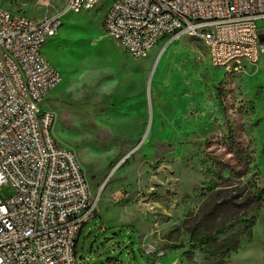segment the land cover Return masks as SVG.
<instances>
[{
  "label": "rangeland",
  "instance_id": "rangeland-1",
  "mask_svg": "<svg viewBox=\"0 0 264 264\" xmlns=\"http://www.w3.org/2000/svg\"><path fill=\"white\" fill-rule=\"evenodd\" d=\"M0 7L61 21L42 51L62 79L41 106L55 115L56 137L86 165L95 212L78 241V264H203L185 218L214 197L264 188V55L228 73L185 36L134 58L105 31L106 4L80 13L60 0H0ZM231 138L252 164L231 152ZM217 162L240 180L207 178ZM11 194L4 186L3 197ZM255 215L253 237L228 264H264V205Z\"/></svg>",
  "mask_w": 264,
  "mask_h": 264
},
{
  "label": "built area",
  "instance_id": "built-area-1",
  "mask_svg": "<svg viewBox=\"0 0 264 264\" xmlns=\"http://www.w3.org/2000/svg\"><path fill=\"white\" fill-rule=\"evenodd\" d=\"M60 1L75 13L106 4L105 31L134 58L185 36L228 73L264 55V0ZM60 25L58 16L35 20L0 7V264H78V241L95 212L79 156L41 106L62 79L42 51ZM7 185L12 194L3 197Z\"/></svg>",
  "mask_w": 264,
  "mask_h": 264
},
{
  "label": "trees",
  "instance_id": "trees-1",
  "mask_svg": "<svg viewBox=\"0 0 264 264\" xmlns=\"http://www.w3.org/2000/svg\"><path fill=\"white\" fill-rule=\"evenodd\" d=\"M229 147L238 160L250 165L254 162L241 145L231 138ZM219 168L207 171V178L230 182L231 179L240 180L241 175L223 162H217ZM214 190L218 184L208 186ZM238 187V186H237ZM246 187L238 188L237 194L214 197V205L206 201L197 214L188 216L182 223L186 227L195 252L203 254V264H228L226 258L233 252H238L245 239L253 237V230L257 223L255 213L264 205V188L248 192ZM229 188L217 190V194L228 193ZM212 200V196H210Z\"/></svg>",
  "mask_w": 264,
  "mask_h": 264
},
{
  "label": "bare ground",
  "instance_id": "bare-ground-1",
  "mask_svg": "<svg viewBox=\"0 0 264 264\" xmlns=\"http://www.w3.org/2000/svg\"><path fill=\"white\" fill-rule=\"evenodd\" d=\"M168 49V48H167ZM166 52V51H165ZM66 73H67V71H66ZM55 131H56V127H55ZM65 144V143H64ZM66 145V144H65ZM82 162H81V165H82V167H83V169H85L86 170V165H85V163L83 162V160H81Z\"/></svg>",
  "mask_w": 264,
  "mask_h": 264
},
{
  "label": "water",
  "instance_id": "water-1",
  "mask_svg": "<svg viewBox=\"0 0 264 264\" xmlns=\"http://www.w3.org/2000/svg\"><path fill=\"white\" fill-rule=\"evenodd\" d=\"M91 247H92V244H91Z\"/></svg>",
  "mask_w": 264,
  "mask_h": 264
}]
</instances>
